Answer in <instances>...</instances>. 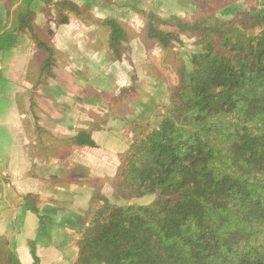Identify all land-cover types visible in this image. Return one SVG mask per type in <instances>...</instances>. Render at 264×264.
<instances>
[{
	"label": "trees",
	"instance_id": "16d2710c",
	"mask_svg": "<svg viewBox=\"0 0 264 264\" xmlns=\"http://www.w3.org/2000/svg\"><path fill=\"white\" fill-rule=\"evenodd\" d=\"M40 1V12L58 25L74 17L98 28L97 47L107 61H121L129 50L131 31L115 17L94 16L91 3ZM188 1L194 4L190 20L124 4L144 19L140 43L160 50V65L172 64L177 81L167 90L169 104L157 115L156 127L125 118L133 136L128 149L117 154L115 173L105 179L115 201L147 195L153 200L124 206L93 189L75 220L73 264H264V0H253L230 19L208 9V0ZM13 29L28 34L34 46L24 75L31 117L24 127L38 157L48 163L74 147L97 148L93 134L107 124L106 116L95 115L69 136L42 126L36 98L56 78L62 53L37 27L29 7L15 14ZM182 37L197 46L189 67L177 51ZM104 97L110 106L121 101ZM94 101L101 100H78ZM16 102L21 109V100ZM44 202L51 200L22 196L40 230L53 224L41 212ZM29 249L36 263L34 241ZM0 264H20L3 238Z\"/></svg>",
	"mask_w": 264,
	"mask_h": 264
},
{
	"label": "rangeland",
	"instance_id": "374dc122",
	"mask_svg": "<svg viewBox=\"0 0 264 264\" xmlns=\"http://www.w3.org/2000/svg\"><path fill=\"white\" fill-rule=\"evenodd\" d=\"M252 1L208 0L206 7L218 17L230 19L237 11H243ZM124 4L155 13L160 17L175 15L188 20L194 11V4L188 0H96L92 2L91 13L94 16L115 17L133 34L129 50L122 60L117 62L107 61L104 50L97 47L102 40V32L98 28L86 26L74 17L69 19L67 25H58L54 18L44 16L45 18L39 20L40 25L44 27L48 33L46 36L52 38L58 48L55 47L62 55L58 59L57 77L49 80L48 85L40 89L36 99L42 107V113H39L42 126L59 136H69L75 129L86 127L85 123L94 119L95 115L107 117V124L96 135L97 142H95L98 149H90L83 153H81L82 149H74L71 158L66 156L68 158L64 159V157L62 161H56L53 167L57 169L59 178L66 175L63 178L66 177L67 180L95 182L96 186L92 187L93 189L100 188L99 190L113 203L125 206L149 204L153 200V196L147 195L129 201H115L110 195L111 189L105 179L115 173L118 164L117 154L128 149L133 136L131 126L125 118L139 119L142 120L140 124H148L151 128L156 127L157 121L160 120L157 115L164 112V108L169 104L167 90L177 81V77L172 72V64L160 65L161 52L157 47L146 50L140 43L137 34L143 26L144 19ZM182 41L183 45L177 46V51L189 67L190 55L197 46L193 39L182 37ZM148 73L160 75L161 79L152 78ZM86 96L93 99L99 98L101 101H94L91 104L78 102ZM104 96L120 97L121 101L110 106ZM25 102L27 103V99ZM27 118H31L29 114L25 115L24 120ZM31 139H33L32 136ZM31 148L33 147L30 145L28 153L32 158H39L35 149L33 148L34 152H32ZM34 154H36L35 157ZM40 168H43V165ZM101 177L104 179H100ZM23 195H16L20 203H22ZM47 203L52 202H44L40 208ZM2 238L10 247L4 235H0V240ZM57 244L62 245L58 242ZM71 245V243L65 244L68 247Z\"/></svg>",
	"mask_w": 264,
	"mask_h": 264
},
{
	"label": "crops",
	"instance_id": "0c3cea01",
	"mask_svg": "<svg viewBox=\"0 0 264 264\" xmlns=\"http://www.w3.org/2000/svg\"><path fill=\"white\" fill-rule=\"evenodd\" d=\"M71 1L92 4L96 0ZM41 4L40 0H0V235L9 241L20 264H73L76 256L73 242L79 236L75 220L88 204L96 183L67 180L63 178L66 175L59 178L53 166L62 158L44 163L28 153L30 145L34 148V140L24 127L28 94L24 75L34 47L28 34L16 33L13 25L15 14L29 7L35 12L37 27L48 35L39 21L45 18L40 12ZM18 98L21 109L16 102ZM99 133L93 134L94 140ZM74 149H82L83 153L98 147H74L69 158ZM27 193H36L52 202L41 208L43 214L54 220L45 231L38 229L37 216L18 201L17 194ZM29 241L35 242L36 263L30 254ZM66 243H71V247L65 246Z\"/></svg>",
	"mask_w": 264,
	"mask_h": 264
}]
</instances>
